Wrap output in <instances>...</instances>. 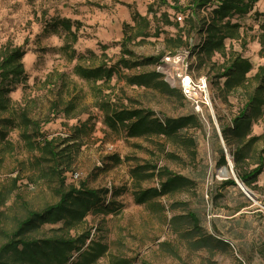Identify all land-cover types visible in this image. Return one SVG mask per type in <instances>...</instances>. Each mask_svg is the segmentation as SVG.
<instances>
[{"label": "rangeland", "instance_id": "374dc122", "mask_svg": "<svg viewBox=\"0 0 264 264\" xmlns=\"http://www.w3.org/2000/svg\"><path fill=\"white\" fill-rule=\"evenodd\" d=\"M191 2L0 0V49L10 45L27 51L23 61L29 78L10 93L19 105L16 110L20 113L21 107L26 106L28 115L37 122L38 127L30 125L26 132L32 135L31 139L38 140L40 134L35 132L39 128L43 134L40 138L57 139L54 143L61 149L66 144L61 145L60 141L72 139L76 126L87 123L88 129V133H78L79 137L74 139L79 146L74 147L73 158L56 159L59 164L42 158L39 147L32 149L26 144L21 136L25 128L10 130L14 151L0 145V246L29 211H41L58 202V190L85 183L87 188L108 190L102 196L107 202H116L115 209L120 208L117 213L107 215L91 212L76 229L108 244V253L96 264L120 260H125L120 264H264V170L257 181L246 186L255 194V201L238 185L224 183L233 175L224 176L225 167L217 166L222 147H227L228 164L231 158L234 165L229 149L235 147L236 139L230 144L224 141L220 125H233V118L244 104L246 88L226 92L215 77L217 65L196 67L193 75L206 76L210 81L208 120L187 127L172 139L158 135L130 137L124 129L115 130L104 123L103 112L94 105L96 84L72 74L75 61L61 49L70 38L66 37L65 29L53 25V18L58 17L79 20V39L73 43L78 51L96 47L101 54L98 42H107L108 60L113 62L122 56L131 60L132 67L125 69L126 74L157 70L171 87L180 89L175 85L180 84L186 73L189 51L185 50L194 48L203 38L196 33L188 44L180 42L181 34L185 33L180 27L185 24L186 13L177 6H190ZM135 12L149 19L150 36L133 38L125 46L121 42L127 34L138 32L137 27L132 29L136 25L132 18ZM166 17L172 23L178 21L180 27L166 23ZM241 22L247 42L228 40L227 46L252 61L253 70L249 74L252 76L264 64V53H260L261 47L254 40L258 31L254 16H245ZM127 23L130 27H125ZM154 57L159 58L156 63H146ZM214 60L222 64L225 57L216 54ZM135 61L140 65H134ZM66 80H74L77 88L63 89ZM70 84L73 86L67 81L66 87ZM104 92L110 94L114 105L147 109L160 120L195 111L193 101L174 91L129 85L119 76L104 85ZM71 98L76 101V109L67 116L63 108ZM3 116L7 114L0 113V118ZM252 129L253 135L262 134L264 121ZM263 146L264 138L252 150L251 168ZM165 170L193 179L195 184L154 197L148 204H138L136 195L141 191L160 189L163 180L158 174H164ZM174 215L179 218L171 222ZM191 215L198 217L196 225L211 239L210 245H198L201 236L185 233L194 227Z\"/></svg>", "mask_w": 264, "mask_h": 264}, {"label": "trees", "instance_id": "16d2710c", "mask_svg": "<svg viewBox=\"0 0 264 264\" xmlns=\"http://www.w3.org/2000/svg\"><path fill=\"white\" fill-rule=\"evenodd\" d=\"M260 1L192 0L190 6H177L180 12L186 13L185 24L182 27L178 21L172 23L166 17V23L174 24L185 32L180 36L181 43L188 44L190 38L192 39L196 33L203 35L200 43L194 48L185 50L189 51V58L192 60L191 69L196 70V67L200 69L212 63V66L217 65L215 77L222 84L224 91L231 92L240 87L247 90L244 104L233 118V125L230 127L220 125L224 141L230 144L233 138L236 139L235 147H231L229 152L233 157V168L237 179L247 187L257 181L258 176L264 170V146L261 149L256 148L259 150L256 161L253 163L255 166L251 168L250 164L254 146L264 138V130L262 134L253 135L252 133L253 126L264 121V64L258 67L254 75L249 76L253 70L252 61L241 52L228 49L227 41L241 40L246 43L241 19L245 16H254L255 22L258 24L254 40H257L261 47L260 53H264V9L261 11L257 6ZM210 6L212 8L207 12ZM132 18L136 23L132 29L137 27L138 32L134 35L127 34V37L121 42L125 46L133 38L150 36L149 19L139 12H135ZM78 22L79 20L73 21L69 17L53 18L54 27L65 29L66 37L70 38L68 39L70 42H65L61 49L69 54L72 62L75 61L72 74L87 83L96 84L94 93L97 96L94 105L103 112V121L109 128L115 130L122 128L130 137L158 135L172 139L187 127L201 124L202 119L195 111L160 120L147 109L131 108L122 104L114 105L109 97L110 94L104 92V85L110 83L115 76L125 79L129 85L167 90L170 93L174 91L182 98L186 97L180 89L171 87L157 70L132 75L126 74L125 69L132 67L131 60L125 56L113 62L108 60V55L105 54L109 48L107 42H98L101 44V54L96 52V47L78 51L73 45L79 39L80 24ZM125 27H130V24H125ZM123 51L133 55V52L127 49ZM26 53L27 51L23 47L18 46L7 45L0 49V113L7 114L0 118V145L4 146L5 150L14 151V143L9 138L10 130L23 127L25 129L21 136L32 149L40 148L44 155L42 158H47L50 161H56L59 158H73L74 147L79 146L73 141L79 137L78 133H88L87 123L76 126L75 135L72 136V139L66 138V140L60 141L61 145L66 144V146L59 149L57 148L59 144L54 143L57 139L49 140L44 136L40 138L43 134L39 132V128L35 132L36 135L40 134L38 140L31 139L32 135L26 132V129L30 125L38 127L37 122L28 115L26 106L21 107L20 113L16 110L19 105L14 103L10 93L18 85L27 82L29 78L23 61ZM216 54L225 57L222 64H218L214 60ZM158 59V57H154L147 60L146 63L155 62ZM134 65H140V62L135 61ZM67 81L73 83V86L70 84L66 87ZM64 85L63 89L66 90L77 88L74 80H66ZM58 87L61 88L60 85ZM70 100L68 105L63 108V112L67 116L76 109V101L74 102L72 98ZM206 109L209 107L204 105L205 116ZM71 141L73 143H69ZM226 148L222 147L219 150L218 167L229 166ZM56 163L59 164L58 161ZM158 175L163 180L160 189L141 191L136 195L138 204H148V201L154 197L175 193L185 186L195 184V180L183 175L172 174L167 170L164 171V174L159 173ZM61 179L63 181V178ZM224 183L238 185L234 177L226 179ZM105 193H108V190L87 188L85 183L79 187L72 186L58 190V202L47 205L41 211H29L18 228L9 234V239L0 246V264L98 263L108 253V244L95 240L93 237L90 238L89 232L79 233L76 229L78 230L82 226L91 212L107 215L120 211V208L115 209L114 203L116 202L106 201V198L102 196ZM155 210H157V206H155ZM191 217L194 227L185 233L192 234L194 237L201 236L197 242L198 245H210L211 239L203 235L200 226L196 225L198 217L192 215ZM178 218V215H174L170 221L174 222ZM47 230L49 233L45 234ZM222 242L228 245L227 242ZM75 254H77L76 257ZM119 262H125V260L113 261L114 264H120Z\"/></svg>", "mask_w": 264, "mask_h": 264}, {"label": "built area", "instance_id": "2783aa9c", "mask_svg": "<svg viewBox=\"0 0 264 264\" xmlns=\"http://www.w3.org/2000/svg\"><path fill=\"white\" fill-rule=\"evenodd\" d=\"M178 18L182 19V16ZM187 63L186 73H183V77L180 78V84L175 86L180 88L186 98L194 102L195 111L200 115L202 120L205 119L207 121L203 105L209 107L211 101L209 80L206 76L196 77L193 75L192 71L194 70L191 69L192 60L190 58Z\"/></svg>", "mask_w": 264, "mask_h": 264}, {"label": "water", "instance_id": "95a60500", "mask_svg": "<svg viewBox=\"0 0 264 264\" xmlns=\"http://www.w3.org/2000/svg\"><path fill=\"white\" fill-rule=\"evenodd\" d=\"M226 152H227V150H226ZM229 166H230V169H231V171H232V173H233V177L235 178V180H236V183L240 186V188L242 189V191L250 198V199H252V200H255L256 201V197H255V194L254 193H252L243 183H241L238 179H237V177H236V175H235V173H234V165L232 164V162H231V160H230V164H229ZM225 169H227V167H225Z\"/></svg>", "mask_w": 264, "mask_h": 264}, {"label": "bare ground", "instance_id": "6f19581e", "mask_svg": "<svg viewBox=\"0 0 264 264\" xmlns=\"http://www.w3.org/2000/svg\"><path fill=\"white\" fill-rule=\"evenodd\" d=\"M230 160H231V158H230ZM232 162V161H231ZM222 174L224 175V176H232L233 175V173H232V171H231V169L228 167V169H223L222 170Z\"/></svg>", "mask_w": 264, "mask_h": 264}, {"label": "crops", "instance_id": "0c3cea01", "mask_svg": "<svg viewBox=\"0 0 264 264\" xmlns=\"http://www.w3.org/2000/svg\"><path fill=\"white\" fill-rule=\"evenodd\" d=\"M259 3H260V4H259V8H260V10L262 11V10L264 9V0H261ZM261 5H262V6H261Z\"/></svg>", "mask_w": 264, "mask_h": 264}]
</instances>
